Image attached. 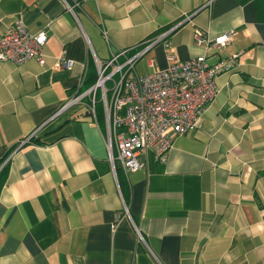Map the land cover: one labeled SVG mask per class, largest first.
Masks as SVG:
<instances>
[{"label": "crops", "instance_id": "0c3cea01", "mask_svg": "<svg viewBox=\"0 0 264 264\" xmlns=\"http://www.w3.org/2000/svg\"><path fill=\"white\" fill-rule=\"evenodd\" d=\"M66 1L0 0V34L15 19L45 33L40 63L0 61V264H264V0ZM194 28L229 40L207 48ZM61 48L68 68L54 65ZM120 49L138 74L169 55L241 53L198 127L126 173L101 120L63 107Z\"/></svg>", "mask_w": 264, "mask_h": 264}, {"label": "built area", "instance_id": "2783aa9c", "mask_svg": "<svg viewBox=\"0 0 264 264\" xmlns=\"http://www.w3.org/2000/svg\"><path fill=\"white\" fill-rule=\"evenodd\" d=\"M63 3L69 11L76 5L75 1L63 0ZM102 36L107 40L103 31ZM229 36L227 31L205 39L202 29L193 31L196 44L204 42L211 49L223 47ZM44 41V31L32 33L15 19L0 34V61L21 63L33 58L40 63V47ZM168 45L163 40V46ZM64 52L61 48L55 66L70 67L72 61ZM239 54L232 53L212 62H207L202 54L182 61H175L169 55L166 67L138 74L133 71L137 55L126 57L125 50L120 49L96 64L94 83L75 92L63 107L83 105L98 128L101 120L102 137L113 171L116 166L124 173L142 167L139 156L146 149H151L155 159L163 163L172 138L198 127L216 92L215 76L236 63ZM134 230L141 239L135 226Z\"/></svg>", "mask_w": 264, "mask_h": 264}, {"label": "trees", "instance_id": "16d2710c", "mask_svg": "<svg viewBox=\"0 0 264 264\" xmlns=\"http://www.w3.org/2000/svg\"><path fill=\"white\" fill-rule=\"evenodd\" d=\"M98 116H99V114H98ZM5 171H6V166L4 165V166H2L0 168V185H1L2 181H3V177H4V174H5Z\"/></svg>", "mask_w": 264, "mask_h": 264}, {"label": "rangeland", "instance_id": "374dc122", "mask_svg": "<svg viewBox=\"0 0 264 264\" xmlns=\"http://www.w3.org/2000/svg\"><path fill=\"white\" fill-rule=\"evenodd\" d=\"M97 109L99 110V105L97 104Z\"/></svg>", "mask_w": 264, "mask_h": 264}, {"label": "water", "instance_id": "95a60500", "mask_svg": "<svg viewBox=\"0 0 264 264\" xmlns=\"http://www.w3.org/2000/svg\"><path fill=\"white\" fill-rule=\"evenodd\" d=\"M87 114V113H86Z\"/></svg>", "mask_w": 264, "mask_h": 264}]
</instances>
